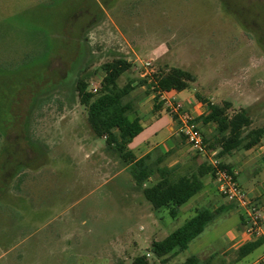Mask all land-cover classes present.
I'll list each match as a JSON object with an SVG mask.
<instances>
[{
  "label": "rangeland",
  "instance_id": "rangeland-1",
  "mask_svg": "<svg viewBox=\"0 0 264 264\" xmlns=\"http://www.w3.org/2000/svg\"><path fill=\"white\" fill-rule=\"evenodd\" d=\"M117 58L133 62L120 86L180 68L196 81L179 100L230 102L229 115L245 109L252 128L264 127V0H0V264H164L153 241L196 214L153 209L92 131L77 79L93 73L92 90ZM256 163L253 179L236 168L248 193L264 183V160ZM205 190L218 201L198 208L230 205L211 180ZM242 212L230 207L166 264L215 252L201 264L258 261L264 244L239 262L231 250Z\"/></svg>",
  "mask_w": 264,
  "mask_h": 264
},
{
  "label": "trees",
  "instance_id": "trees-1",
  "mask_svg": "<svg viewBox=\"0 0 264 264\" xmlns=\"http://www.w3.org/2000/svg\"><path fill=\"white\" fill-rule=\"evenodd\" d=\"M132 67L133 62L124 58L105 62L101 66L104 74L101 87L96 93L89 90V81L93 75L91 72L78 77L75 91L81 105L88 113V123L92 131L97 137L104 138L107 149L117 154L125 167L130 169L136 185L141 188L145 199L153 209H167L172 218H177L178 209L204 189L203 179L206 175L213 174V166L207 160L201 162L196 169L188 167L181 171L182 168L176 166L148 185L149 179L161 170L158 164L153 163L152 154L137 159L129 148L134 138L144 130L142 119L134 116L136 96H133V93L137 87H146V94L180 93L196 81V76L186 70L166 66L165 70L153 71L152 75L144 76L137 85L129 82L120 86L121 76ZM155 99L153 113L157 114L164 109V106L159 101L158 95ZM205 102L207 112L197 117L196 122L202 128L211 129L203 132L204 141L209 151L217 152L218 158L238 150H254L263 144L264 127L252 128L253 119L247 110L242 109L229 115L232 106L230 102H225L223 105L207 100ZM222 165L233 169L225 164ZM230 207L236 205L233 203L221 205L214 211L210 208L197 210L192 218L165 239L153 241L151 245L153 254L166 264L171 256L187 250L190 243L204 233L217 216L227 212ZM263 244L264 238L260 237L241 245L237 249L236 261L239 262L249 256ZM201 263L199 257L193 255L180 264ZM134 264H149L147 256L136 258Z\"/></svg>",
  "mask_w": 264,
  "mask_h": 264
},
{
  "label": "crops",
  "instance_id": "crops-1",
  "mask_svg": "<svg viewBox=\"0 0 264 264\" xmlns=\"http://www.w3.org/2000/svg\"><path fill=\"white\" fill-rule=\"evenodd\" d=\"M141 89L144 92H141L140 90V93H144V94L134 104L133 112L135 117H140L142 119V124L146 118L150 117L148 119L149 125L145 126L144 124V130L137 137L134 138L132 143H130L129 148L133 151L137 159L143 158L148 154H152L153 163L158 164L161 171L156 175H154L153 177H151L148 183H154L158 178H160V176L166 175L167 173L170 172L171 169H173L176 166H180L182 168L181 171H184V168H188V167L192 169H196L200 165V163L205 160L211 163L210 156L197 154L187 143L185 138L180 134L178 129L179 126L178 122L176 121V119H174L173 115L167 110V107L165 106L164 102L161 101L163 103L164 109L158 112L157 114H154L153 110H154V106L156 105V99H155L156 94L155 93L146 94V87H142ZM136 92L137 90L134 91V96ZM180 93L178 94L176 92L167 93V97L174 98L177 101L182 102L188 109H191L192 111L195 112L196 117H199L207 112V104H204L202 101L198 100L196 94H193L187 99L181 101L178 99V95H180ZM201 129L203 132L211 131L210 128H201ZM152 139H155L153 143L150 142V140ZM137 150L139 151V154L136 153ZM253 151H255V149L249 151L238 150L230 155H226L219 159L221 160L222 164H225L233 169L237 168L239 172H241L240 171L241 166L249 169V176L253 179L254 177L258 176L261 172V169L257 168L256 162L264 160V158H262L261 156H257L256 154H254ZM255 169L257 170L259 169L260 171L259 174L258 173L256 174V171L250 172ZM203 180L205 184L204 189L199 194L194 196L196 198L193 197L194 198L193 200H190L185 205L181 206L178 209L179 213L182 212L186 214L194 210L196 212L201 208H210L211 210L214 211L218 209L221 205H224V204L221 205L217 204L215 208L208 206L205 207L203 206L201 208L197 207L203 205L201 204L202 203L201 200L203 198L204 199L208 198V201L210 200L218 201L215 195L213 196L210 194V192L205 190L206 182L208 180L209 181L211 180L215 184L212 174L210 173L206 175ZM250 192L252 196L255 197L256 203L259 205L262 213L264 214V183L254 184V187L251 189ZM239 218H240V223H238V226L236 228L232 229L233 244L231 246V250H237L241 245L249 241L258 239L247 236L245 230L246 229L245 213L242 212ZM216 253L217 252L211 253L208 256H206L208 257L206 260H202V258L199 259L201 260V262L207 261V263H209L210 258ZM260 262L264 263V255L258 261L252 264H259Z\"/></svg>",
  "mask_w": 264,
  "mask_h": 264
},
{
  "label": "built area",
  "instance_id": "built-area-1",
  "mask_svg": "<svg viewBox=\"0 0 264 264\" xmlns=\"http://www.w3.org/2000/svg\"><path fill=\"white\" fill-rule=\"evenodd\" d=\"M146 67L151 66L146 62ZM144 73V76H147ZM101 84H93L92 92L96 93ZM156 94V93H155ZM164 102L169 112L176 118L180 134L185 138L191 148L200 155L210 156L211 165L213 166V179L217 185L219 193L236 207L245 210L247 236L252 238L264 237V214L255 201L251 193L245 191L238 182L239 172L236 169H229L222 165L221 160L217 157L216 151H209L204 141V135L201 127L196 122L195 112L188 109L183 103L174 98L167 97L166 92H159L156 96ZM264 153V144L257 148Z\"/></svg>",
  "mask_w": 264,
  "mask_h": 264
}]
</instances>
